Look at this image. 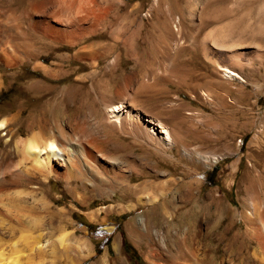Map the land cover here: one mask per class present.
<instances>
[{
  "label": "rangeland",
  "instance_id": "obj_1",
  "mask_svg": "<svg viewBox=\"0 0 264 264\" xmlns=\"http://www.w3.org/2000/svg\"><path fill=\"white\" fill-rule=\"evenodd\" d=\"M51 2L48 7L63 12L61 0ZM71 2L86 5L83 0ZM0 7L11 10L6 4ZM89 7L101 8L102 18L94 22L88 15L79 22L84 27L81 32H76L74 20H68V38L73 35L70 38L76 41L69 45L57 39L59 47L43 61L58 60L53 55L72 54L87 46L95 53L98 73L79 87L76 77L91 71L92 66L88 58L72 57L67 67L72 73L50 83L55 86L53 94L58 96L61 88L75 83L69 99L78 105L75 115L92 119L101 115L106 100H117L124 73H130L126 86L134 96V105L165 120L175 142L162 152L137 140L147 159L131 176L129 184L138 188L134 191L119 184L92 187L79 198L69 192L75 182L68 185L50 175L46 192L54 201L53 208H65L68 220L45 217L48 238L54 240L64 225L72 233L71 252L82 255L85 243L91 253L74 262L54 247V255L45 251L38 259L51 258L53 264H212L217 256L224 258L228 240L221 229L225 222L207 232L206 219L201 228L190 225L200 240L192 241L198 263L186 260L170 240L166 242L175 262L153 256L151 248L165 238L164 221L169 216L162 203L170 196V178L197 185L195 192L202 198L211 194L230 208L236 207L237 226L232 231L241 235L238 245L244 250H260L258 226L244 213L250 207V197L256 202L264 200V0H93ZM39 45L43 47L42 42ZM114 58L119 66L109 63ZM225 67L234 74L223 75ZM31 68L29 62L25 67L16 63L6 71H22L31 77L25 73ZM15 96L12 89L2 93L0 109L12 104ZM63 106L58 101L46 115L65 119ZM194 150L218 157L203 161L194 156ZM126 170L123 173L128 175ZM165 192L166 196L162 195ZM139 195H155L160 202L151 209L150 202L138 201ZM139 217L157 229L152 242L135 223Z\"/></svg>",
  "mask_w": 264,
  "mask_h": 264
},
{
  "label": "bare ground",
  "instance_id": "obj_2",
  "mask_svg": "<svg viewBox=\"0 0 264 264\" xmlns=\"http://www.w3.org/2000/svg\"><path fill=\"white\" fill-rule=\"evenodd\" d=\"M51 1L0 0V6L6 4L11 9L10 12L7 10L8 13L0 7L3 10L0 11V95L11 89L17 94L12 104L0 109V264H53L51 258L46 261L44 257L38 258L45 251L52 256L54 247L74 262L81 261L91 253L85 243L81 248L82 255L81 252H71L72 233L64 225L54 240L48 238L45 217V220L48 216L56 217L59 221L68 220L65 208H53L54 201L46 192L50 175L62 178L68 185L75 182L74 187L69 186V192L79 198H83L87 188L92 187L96 189L119 184L126 191H134L138 188L129 184L131 176L137 165L147 159L143 146L137 140L153 145L155 151L159 149L162 152L175 142L173 130L165 120L134 105V96L126 86V82L131 80V74L127 72L124 73L123 86L117 91V100H106L101 115L92 119H81L75 115L78 105H75L76 102L70 103V92L76 82L80 87L94 73H98L94 68L95 53L82 46L72 54L53 55L58 60L52 58V61L44 62L43 57L59 47L55 43L57 39L69 45L76 41L70 38L73 35L68 38V20H74L76 32H81L84 30L79 24L82 19L89 15L94 21L102 18L103 14L101 8L93 10V7H89L93 0H83L85 7L81 6L82 2L61 0L64 7L62 13L48 7ZM41 42L43 47L39 45ZM72 57L77 60L88 58L92 70L76 77L75 83L61 88V94L57 96L53 94L55 86L50 83L66 79L72 73L67 69ZM26 62L32 65L30 70L25 71L31 77L22 71L7 73L8 67L16 63L25 67ZM109 63L119 66L115 58ZM222 70L223 75L234 74L227 67ZM202 95L209 96L204 92ZM58 101L64 105L62 113L66 115V121L64 117L57 119L46 115L47 110ZM120 133L130 139H124L126 135L120 136ZM187 152L184 147L183 153ZM193 154L203 161H215L218 157L196 150ZM125 169L129 171L128 175L123 173ZM168 183L171 185L167 186L170 196L162 203L164 214L169 216L164 221L165 238H161L158 247L151 248L153 256L174 261L176 257L166 242L170 240L186 260L198 263L200 260L192 248V241L198 242L199 238L190 225L201 228L202 221L206 219L209 223L207 232H214L221 221L225 222L221 226V233L228 240L227 255L224 258L217 256L211 260L212 264H264V200L256 202L253 196L250 197V207L244 213L258 226L257 239L261 249L244 250L237 243L241 236L239 231H232L237 226L236 207L230 208L211 194L202 198L195 192L199 189L197 185L190 181L170 178ZM162 195L166 196V192ZM138 201L150 202L151 209L160 202L155 195H139ZM135 223L144 229L152 242V235H157V229L143 217H139Z\"/></svg>",
  "mask_w": 264,
  "mask_h": 264
}]
</instances>
